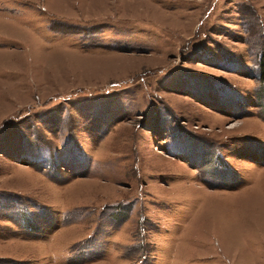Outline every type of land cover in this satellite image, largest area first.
Wrapping results in <instances>:
<instances>
[{"label":"rangeland","instance_id":"obj_1","mask_svg":"<svg viewBox=\"0 0 264 264\" xmlns=\"http://www.w3.org/2000/svg\"><path fill=\"white\" fill-rule=\"evenodd\" d=\"M264 0H0V264H264Z\"/></svg>","mask_w":264,"mask_h":264},{"label":"trees","instance_id":"obj_2","mask_svg":"<svg viewBox=\"0 0 264 264\" xmlns=\"http://www.w3.org/2000/svg\"><path fill=\"white\" fill-rule=\"evenodd\" d=\"M259 66H260L259 68L260 79L264 81V54L259 61Z\"/></svg>","mask_w":264,"mask_h":264}]
</instances>
